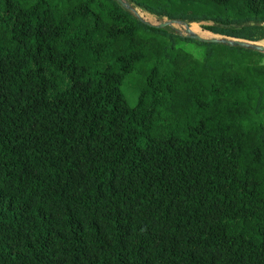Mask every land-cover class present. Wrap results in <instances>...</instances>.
<instances>
[{
    "label": "trees",
    "instance_id": "trees-1",
    "mask_svg": "<svg viewBox=\"0 0 264 264\" xmlns=\"http://www.w3.org/2000/svg\"><path fill=\"white\" fill-rule=\"evenodd\" d=\"M127 1L264 37V0ZM262 57L116 0H0V264H264Z\"/></svg>",
    "mask_w": 264,
    "mask_h": 264
},
{
    "label": "water",
    "instance_id": "water-1",
    "mask_svg": "<svg viewBox=\"0 0 264 264\" xmlns=\"http://www.w3.org/2000/svg\"><path fill=\"white\" fill-rule=\"evenodd\" d=\"M116 1L122 7L128 9L129 11H132L134 13V15L137 17V19L145 25H151V26H155L157 28H162V27H166V26H172L173 23H177V24H181L183 26V29L185 32V34L183 36H185L187 38H190V39H193V40H196L199 42L224 43V44H227L230 46H240L242 48L251 49L254 51L264 53V45L260 44L258 42H255V41H250V40L235 38V37H226V36L210 37V38L202 37V36L198 35L197 33L191 31L189 29L188 23L186 21H183V20L169 19V20L157 23V24H153V23L147 21L146 19H144L143 17L139 16L135 12L134 7L127 0H116ZM174 30L177 33L181 34L179 32V30H177V29H174Z\"/></svg>",
    "mask_w": 264,
    "mask_h": 264
},
{
    "label": "rangeland",
    "instance_id": "rangeland-1",
    "mask_svg": "<svg viewBox=\"0 0 264 264\" xmlns=\"http://www.w3.org/2000/svg\"><path fill=\"white\" fill-rule=\"evenodd\" d=\"M134 9L136 11H138L139 14L141 13L140 14L141 17H143L144 19H146L147 21H149V22H151L153 24H157V23H160V22L168 20L166 17H157V16L149 13L148 11H146V10H144L141 7H138V6H134ZM192 24L196 26V28H195L196 31L194 30L193 32L197 33L198 35H200L202 37L210 38V37H221V36H224V35H221V34H218V33H214L212 31H209L208 29H206L205 26L210 24V22H208V21L191 22V23H188L189 27ZM170 27L173 28V29L179 30V32L182 35L185 34L183 26L181 24L173 23L172 26H170ZM226 37H229V36H226ZM246 40H249V39H246ZM263 40H264V37L259 38V39H255V40H250V41H255V42H258V43L262 44ZM184 47L188 51H190L193 55H195L197 57L201 56L202 52L204 50L203 46H201L200 44H197L196 42H193V41L184 42ZM260 61H261V63H264V57H262L260 59ZM129 91H130V89H128V92Z\"/></svg>",
    "mask_w": 264,
    "mask_h": 264
},
{
    "label": "bare ground",
    "instance_id": "bare-ground-1",
    "mask_svg": "<svg viewBox=\"0 0 264 264\" xmlns=\"http://www.w3.org/2000/svg\"><path fill=\"white\" fill-rule=\"evenodd\" d=\"M134 10H135V9H134ZM135 12H136V13H137V14L140 16V14H141V13L139 14V12H138V11H136V10H135ZM142 15H143V14H142ZM195 28H196V26H195V25H193V24H192V25L189 27V29H190L191 31H194V30H195ZM195 31H196V30H195ZM262 44H264V40L262 41Z\"/></svg>",
    "mask_w": 264,
    "mask_h": 264
},
{
    "label": "crops",
    "instance_id": "crops-1",
    "mask_svg": "<svg viewBox=\"0 0 264 264\" xmlns=\"http://www.w3.org/2000/svg\"><path fill=\"white\" fill-rule=\"evenodd\" d=\"M200 57V56H199Z\"/></svg>",
    "mask_w": 264,
    "mask_h": 264
}]
</instances>
